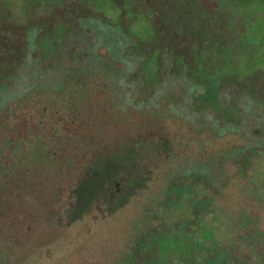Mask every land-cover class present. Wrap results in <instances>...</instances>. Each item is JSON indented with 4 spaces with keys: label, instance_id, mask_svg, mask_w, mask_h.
<instances>
[{
    "label": "rangeland",
    "instance_id": "obj_1",
    "mask_svg": "<svg viewBox=\"0 0 264 264\" xmlns=\"http://www.w3.org/2000/svg\"><path fill=\"white\" fill-rule=\"evenodd\" d=\"M181 1L0 0V77L6 68H12L18 52L26 51L23 46L27 43L31 26L42 22L46 27L37 35V49L31 54L39 56L41 62L48 66L55 65L58 58L71 57L72 62V59L85 57L83 41L103 34L86 17H102L103 23L112 25L126 19L124 24L128 35L139 42L149 43L158 37L155 22L163 19L177 33L178 39L184 40L183 45L193 47L198 41L204 45L197 52L196 48L191 50L190 54L196 66L191 77L203 84L204 91L196 92L190 98L191 92L186 91V84H179L158 100L162 111L169 101L178 108L189 103V116L156 120L142 116V123H139L140 109H135L132 118L138 117L136 134L141 133L145 141L160 140L156 148L148 149L132 147V143L125 139L133 136L125 129L126 124L113 118L115 121L109 120V125L114 127L112 134L100 137V146L113 147V151L103 150L106 160L107 154L111 156L107 168L115 163L112 171L116 172L117 167L125 165L124 172H119L117 177L102 179L100 177L105 170L101 167L94 171L96 175L80 181L75 193L76 185L69 187L66 191L69 206L64 202L66 209L64 213H57L56 220L53 219L54 213H27L31 228L28 235L24 232L25 219H17L15 225L3 224L4 231H12L16 235L23 233L20 240L16 239L17 243L11 245L10 262L2 261L3 264H130L132 257L129 254L137 238L148 235L147 241L159 236L160 246H163L151 251L152 255L147 259L149 264H207L208 257L195 243L200 242L208 249V236L214 237L215 242H212L221 253L236 256L238 264H256V256L250 254L251 249L234 240L236 231L257 235L255 246L264 262L263 149L258 147L239 163V167L244 168L243 176H232L220 193L212 198L213 212L208 211L207 202L211 192L208 193V188L202 191L190 177H178L180 181L174 185L171 195L167 193L173 187L168 178L170 173L196 165H204L208 169V158L212 153H226L243 142L237 134L210 137L209 123L222 125L232 121L240 126L243 121L247 127L256 118L255 114L249 115L232 101L221 107L216 100L219 78L208 80V75L211 74L209 71L216 72L222 68L228 74L237 75L238 82L251 84L252 80H247L251 77L264 81V0H221V4L211 10L204 6L186 15L187 20L191 17L190 28L182 26L178 11L177 14L174 12L173 7L177 8ZM164 13L173 20L169 21ZM82 25L88 34L82 31ZM65 38L68 39L62 44ZM8 45L11 49L15 47L11 56L7 54ZM136 49L137 52L142 51L141 47ZM126 52H131V48ZM158 53L161 50L152 51L153 60L141 62L139 69L152 80L154 75L149 74L156 73L154 55ZM97 54H106V49L98 47ZM179 54L181 60L183 54ZM208 54L212 57L209 64ZM8 57L11 62H8ZM106 58L110 61L109 56ZM122 66L118 62L113 63L114 69ZM163 78L150 80L145 87L152 90L149 85L158 84ZM209 87H215V90ZM198 121L203 124L199 130ZM245 131L243 133H247ZM111 136L117 144L107 142ZM113 154L117 156L112 158ZM225 171L232 174L233 168L226 167ZM89 188V193L93 192L85 195ZM221 217L224 220L218 224L216 218ZM238 220L240 225L232 228L231 222ZM19 229L23 231L20 233ZM163 236L170 239L169 245L163 244ZM248 254L250 257L247 258Z\"/></svg>",
    "mask_w": 264,
    "mask_h": 264
},
{
    "label": "trees",
    "instance_id": "obj_2",
    "mask_svg": "<svg viewBox=\"0 0 264 264\" xmlns=\"http://www.w3.org/2000/svg\"><path fill=\"white\" fill-rule=\"evenodd\" d=\"M219 1L221 0H182L180 7L173 8L176 14L178 11L180 24L190 28L191 17L187 20L186 15L197 9L201 10L204 6L211 10L221 4ZM144 2L147 3L146 0ZM163 16L169 21L173 20L167 13ZM86 18L91 25L103 31V34L83 41L85 57L72 59V62L71 57L60 60L58 58L55 65L48 66L47 63L41 62L39 56H32L31 51L37 49L35 39L46 27L42 22L41 25L31 26L27 43L23 46L26 51L18 52L12 68H6L0 77V264H3L2 261L10 262L11 245H15L23 234L20 229L21 234L18 235L12 231H4L3 224L15 225L17 219H25L24 232L28 235L31 228L28 225L27 213H54L53 219L56 220L57 213H64L66 204L69 206L66 202L69 200L66 196L69 187L76 185L75 193L80 181L84 178L90 179L96 175L94 171L101 167L105 170L104 175L100 177L102 179L117 177L119 172H124L125 165L116 166V172L112 171L115 163L111 168H107L111 156L107 154L106 160L103 150L113 151V147L100 146L99 138L108 133L112 134L114 127L109 125V120L116 119L117 122L126 124L125 129L133 136H126L125 139L132 143V147L156 148L160 143L158 138L149 142L141 137V133L136 134L135 123L138 117L132 118L133 111L140 109L139 123H142V116L152 120L175 118L179 115L189 116V103L178 108L169 101L162 111L159 109V98L168 91H173L179 84H186L184 88L191 92L190 98L196 92L204 91L203 84L196 81L197 84L191 77L196 67L195 59L191 57L192 51L196 48L197 52L203 48L201 41L194 43L193 47L183 45L184 40L178 39L177 33L172 31L171 26L163 19H157L155 22L158 37H155L153 43H149L139 42L128 35L124 24L126 19L112 25L103 23L102 17ZM91 25L90 29H93ZM81 29L85 31V25H82ZM74 37L76 38V35ZM67 39L61 43L64 44ZM68 41L70 43V40ZM98 47L106 49V54H97ZM129 47L131 52L127 53L126 49ZM140 47L142 51L137 52L136 48ZM7 48V54L13 55L15 47L11 49L8 45ZM154 50H161V53L154 55L157 68L156 73L149 74L154 75L152 80L151 77L147 78L144 71L139 72V69L141 62L153 60L151 53ZM180 52L183 54L181 60ZM108 56L110 61L106 58ZM211 61L212 57L208 54V64ZM114 62L123 66L114 69ZM214 65L215 63L212 66ZM209 72L212 76L208 75V80L215 81L219 78V100H216L221 107L232 101L249 115H256L251 126L247 127L243 121L240 126L233 124L231 120L222 125L209 123L210 137L237 134L243 142L226 153H212L208 158V169L204 165H196L168 175L170 186H173H169L168 195H171L174 185L179 183L178 177H190L202 191L208 188V193L211 192L207 201L208 211H211L212 198L220 193V189L228 184L232 176H243L244 168L239 167V163L258 147L264 150V81L249 77L248 82L252 80L253 83L238 82L237 75L228 74L222 68ZM216 75L218 76L215 77ZM163 76L160 83L149 85L152 90L145 87L148 81H154L156 78L160 80ZM214 88L209 87L211 90H215ZM201 120L204 118L201 117ZM197 124L199 130L203 124L199 121ZM243 130L247 133H243ZM107 142L117 144L112 136L107 138ZM116 156L113 154L112 158ZM226 167L233 168L232 174L226 173ZM89 191L90 188L85 195L93 192ZM10 213H13V219ZM222 220V217L216 218L218 224ZM12 221L14 222L11 224ZM231 223V227L240 225L239 220ZM148 236L137 238L134 249L129 254L132 257L130 264H149L147 259H150L151 251L163 247L160 246L159 236L147 241ZM162 238L164 245L170 244V239L164 236ZM256 238L257 235L255 237L247 231H236L234 235V240L251 249L250 254L256 256V264H264L255 246ZM212 241L215 242L214 237L208 236V249L200 242L195 243L205 253V257H208L207 264H238L236 256L221 253ZM250 254L246 257H250Z\"/></svg>",
    "mask_w": 264,
    "mask_h": 264
}]
</instances>
